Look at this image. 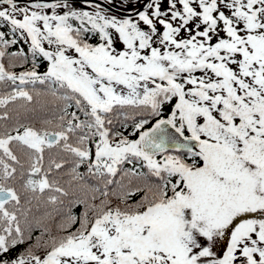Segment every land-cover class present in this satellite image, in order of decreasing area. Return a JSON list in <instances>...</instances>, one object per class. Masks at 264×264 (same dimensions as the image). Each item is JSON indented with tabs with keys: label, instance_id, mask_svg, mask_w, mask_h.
<instances>
[{
	"label": "snow or ice",
	"instance_id": "6c2138e0",
	"mask_svg": "<svg viewBox=\"0 0 264 264\" xmlns=\"http://www.w3.org/2000/svg\"><path fill=\"white\" fill-rule=\"evenodd\" d=\"M0 264H264V0H0Z\"/></svg>",
	"mask_w": 264,
	"mask_h": 264
}]
</instances>
